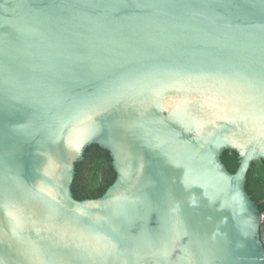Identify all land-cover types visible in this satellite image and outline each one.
<instances>
[{"label":"water","instance_id":"water-1","mask_svg":"<svg viewBox=\"0 0 264 264\" xmlns=\"http://www.w3.org/2000/svg\"><path fill=\"white\" fill-rule=\"evenodd\" d=\"M257 160L264 0H0V264H264Z\"/></svg>","mask_w":264,"mask_h":264},{"label":"trees","instance_id":"trees-1","mask_svg":"<svg viewBox=\"0 0 264 264\" xmlns=\"http://www.w3.org/2000/svg\"><path fill=\"white\" fill-rule=\"evenodd\" d=\"M84 158V162L75 164L76 173L71 190L76 200L101 197L116 177L112 159L107 150L92 145L85 150ZM221 161L229 172L236 171L238 155L235 151H224ZM245 190L263 215L260 237L264 247V160H257L251 164L246 175Z\"/></svg>","mask_w":264,"mask_h":264}]
</instances>
